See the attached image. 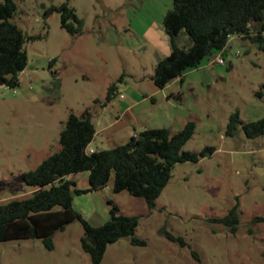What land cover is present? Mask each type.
<instances>
[{
	"label": "rangeland",
	"instance_id": "obj_1",
	"mask_svg": "<svg viewBox=\"0 0 264 264\" xmlns=\"http://www.w3.org/2000/svg\"><path fill=\"white\" fill-rule=\"evenodd\" d=\"M15 1L13 22L27 38L29 62L20 87H0V205L34 195L35 188L23 177L61 149L63 123L71 113L90 111L98 129H104L114 122L108 118L113 108L109 106L104 118L97 114L113 83L123 79L127 87L148 95L158 90L152 77L171 49L163 22L174 0ZM66 2L84 22L79 35L62 27L59 12L45 19L51 7ZM220 55L214 53L187 71L182 111L197 124L185 150L214 147L215 155L198 164H177L153 210L145 199L128 192L79 200L87 205L92 199L103 213L113 203L121 213L140 218L136 238L146 245L122 239L108 247L102 264H264V222L255 221L264 218V148L257 153L256 141L246 137L242 126L236 137L226 136L237 111L244 124L264 118V97L257 95L264 92V54L256 44L233 37L222 55L225 65L213 63ZM183 128L168 129L177 133ZM115 146L101 138L88 150ZM238 202L242 217L236 234L210 221L225 217ZM167 234L183 238L188 246L169 240ZM83 236L82 224L74 222L57 234L54 251L41 240L0 243V264H92L81 246Z\"/></svg>",
	"mask_w": 264,
	"mask_h": 264
},
{
	"label": "trees",
	"instance_id": "obj_2",
	"mask_svg": "<svg viewBox=\"0 0 264 264\" xmlns=\"http://www.w3.org/2000/svg\"><path fill=\"white\" fill-rule=\"evenodd\" d=\"M17 9L15 0L0 3V87L11 89L21 86L20 75L29 62L25 48L27 38L13 22ZM53 12L62 14V27L69 33L83 32L84 22L68 2L51 7L45 19ZM163 25L171 53L156 65L152 81L159 89L177 79L183 80L187 71L199 68L214 53L225 55L233 37L256 44L264 54V0H174ZM182 36H186L184 45ZM54 62L51 61L50 67ZM121 83L123 79L109 87L103 106L116 100ZM257 95L264 97V92ZM240 126L249 140L264 137V118L244 124L237 111L230 118L226 136L236 137ZM196 130L194 121H189L177 133L166 128L146 129L126 144L87 153L97 134L93 115L90 111L82 115L71 113L63 123L61 149L23 177L25 184L37 192L28 199L0 205V243L41 240L48 251H54L56 234L80 222L84 228L81 246L92 264H102L108 247L122 239L130 238L132 244L145 246V241L136 238L139 217L127 216L111 203L110 219L96 226L75 210V196L103 190L112 183L115 194L128 192L145 199L150 210L155 209L177 164H198L215 155L214 147H206L201 152L185 150ZM82 172L90 173L89 190L77 189L76 183L67 180L68 176ZM241 217L238 202L225 217L210 221L222 223L236 234ZM255 221L264 222V218L257 217ZM167 237L183 247L188 246L181 237L172 234ZM193 256L201 263L196 252Z\"/></svg>",
	"mask_w": 264,
	"mask_h": 264
},
{
	"label": "crops",
	"instance_id": "obj_3",
	"mask_svg": "<svg viewBox=\"0 0 264 264\" xmlns=\"http://www.w3.org/2000/svg\"><path fill=\"white\" fill-rule=\"evenodd\" d=\"M170 53L171 49L167 52V55L169 56ZM185 76L186 75H184L183 80L177 79L164 89L158 88V90L154 91L151 95L142 94L137 88H129L125 85V82L119 84L116 101L108 104L107 106L102 105V110L97 114V116L100 115L99 118H104L101 116L105 115L109 106H112V113H110L108 118L114 119V122L109 124L106 128L100 130L95 124L97 134L94 142H97L101 138L105 141L108 139V141L112 140V142L117 146L126 144L133 136L146 129H168L170 127H175L176 125H184L185 127V125L189 122L188 118L182 116L186 85ZM119 93H122L124 98H120ZM127 117L130 119L128 123H125V119ZM172 129H174L172 130L173 132L178 131L175 130L176 128ZM111 130L114 132L113 135H103L104 132ZM254 141L256 142H254L255 147L253 149H257V153H260V151H262L261 149L264 148V137ZM104 143L105 142H102V144ZM251 145L253 144L247 143L248 147ZM89 147L90 145L88 148ZM88 148L86 149L87 153L100 151L95 149L88 150ZM253 151L256 152V150ZM251 171H253V169H251ZM67 180L76 183L77 189H91L89 172L70 175L67 177ZM36 192L37 189L34 190V193ZM98 193H106L112 198L113 194H115L113 191V184H109L106 188L100 191H93L85 195L75 196L74 199L75 210L81 213L86 219H89V217L94 218L96 221L94 222V225L96 226L103 225L108 221L110 209L108 208L105 213L99 212L97 207L92 203V199H89V203H87V205H85V202L79 200L83 197L92 196Z\"/></svg>",
	"mask_w": 264,
	"mask_h": 264
},
{
	"label": "built area",
	"instance_id": "obj_4",
	"mask_svg": "<svg viewBox=\"0 0 264 264\" xmlns=\"http://www.w3.org/2000/svg\"><path fill=\"white\" fill-rule=\"evenodd\" d=\"M214 64H219V65H225L226 64V61L225 59L222 58V54L220 56H218L214 62ZM119 97L120 98H124V95L122 93H119ZM92 153V152H91Z\"/></svg>",
	"mask_w": 264,
	"mask_h": 264
}]
</instances>
